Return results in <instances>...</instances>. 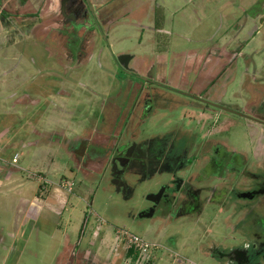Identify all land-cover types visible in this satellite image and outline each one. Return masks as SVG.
<instances>
[{"label":"rangeland","instance_id":"rangeland-1","mask_svg":"<svg viewBox=\"0 0 264 264\" xmlns=\"http://www.w3.org/2000/svg\"><path fill=\"white\" fill-rule=\"evenodd\" d=\"M31 1L25 13L45 5L49 27L34 34L49 50L26 55L32 44L23 34V48L5 51L31 75L8 76L18 99L0 113V132L20 126L23 138L1 153L0 264H112V249L124 255L115 264H126L119 228L159 244L144 264H264L252 248L255 198L226 195L264 185V174L250 177L264 171V0H83L87 11L71 0L76 12L63 17L57 0L52 10ZM47 79L55 98L24 97ZM158 137L166 145L184 137L198 157L172 171L124 167L116 157L124 144ZM213 147L247 158V180L237 169L206 173L199 160ZM178 179L197 188L198 207L184 212L179 200L160 198Z\"/></svg>","mask_w":264,"mask_h":264},{"label":"flooded vegetation","instance_id":"flooded-vegetation-1","mask_svg":"<svg viewBox=\"0 0 264 264\" xmlns=\"http://www.w3.org/2000/svg\"><path fill=\"white\" fill-rule=\"evenodd\" d=\"M75 1H77L80 4V6L82 5L84 7L85 4L83 3V0L81 1L75 0ZM64 5L70 9L71 13H73L74 10L71 11V0H66L65 2H63L62 7H64ZM84 8L87 11L86 6ZM73 18H75V13L71 15L70 19ZM166 142H167L166 137L165 138L158 137L152 142L150 141L143 147L141 144L138 143L131 144V142H129L128 144H124L122 145L121 148H119L118 152L116 153V157L119 159V161L122 163L124 167L142 169L144 166L154 163L157 164L156 166L157 168L160 169L163 168L170 171L184 167L186 164L192 162L194 158L198 157L194 155L189 156L188 154L189 149L185 148L186 139L184 137L180 138L179 140H173L172 143L169 142V145H166L165 144ZM196 142L199 143L198 139L196 140ZM214 147L210 151H213ZM202 155L206 157L203 158V161L199 160V162L201 163L202 169L206 171V173L215 176L216 174L219 173L220 170L224 171L226 168H228L229 170L237 169L242 174H244L242 176H245V180H247L246 177L247 172L243 170L244 162H247V158L243 157L241 154H238L239 155L238 156L233 154L231 150L226 151L225 149L218 148V149H214L212 155L209 152L207 153V155L205 153ZM208 156L209 159L207 160ZM255 165L256 167H259L260 163L257 162L255 163ZM117 172L122 173V169H117L115 171V175H118ZM254 174L255 176L250 174V177L262 178L260 174H264V171L258 169V172H255ZM241 178L242 177H239V180ZM175 181H176L175 182L176 190L179 189L177 192L176 190L174 191V189L170 187L169 188L163 187V189H161L162 191L160 194V198H162L165 204L170 205L173 203L174 199H177L180 201L181 204H183L181 205V209L185 210L184 212L188 211V209H192V208L194 209L198 207L200 203V197L196 190L197 188H193L191 185L188 184L180 185L179 184L180 179ZM177 185L182 186V188L178 187ZM167 189H169L168 190L169 194L167 193L168 192ZM179 191L184 192V198H180L178 196L176 197V195H179L178 194ZM226 191H229V189L227 188L224 189V193H226ZM233 194L236 197L239 196L248 199L255 198L253 205L259 207L258 209H260L261 211L256 212L255 215H252V217L250 218V224L252 227L251 233L255 240L254 242H252V248L254 254L262 253L264 255V185L262 184V182L259 183L258 181L257 186L254 185L248 188L246 187L242 189H236L235 191H233V189L230 188V192L226 193L227 198L235 197ZM243 221L244 218L237 217V224H241L243 223ZM238 246L242 247L243 245L242 243H240ZM242 255H245V253H243ZM240 264H255V263L250 261H246V262L244 261L243 263Z\"/></svg>","mask_w":264,"mask_h":264},{"label":"crops","instance_id":"crops-1","mask_svg":"<svg viewBox=\"0 0 264 264\" xmlns=\"http://www.w3.org/2000/svg\"><path fill=\"white\" fill-rule=\"evenodd\" d=\"M26 1H28V0H0V54H1V56H3V60L0 59V67L4 66V64L11 66V70H6V69L0 68V73L2 75H5V76H2V75L0 76V87H1V89H0V113L3 110H5V108H8V106L6 105V100L8 98L17 97V99H18L17 94L14 91H12L10 89V87H8V83L6 81L8 76L14 75V72L16 71V77L18 76V72H19V75L23 78L26 75L25 76L26 78H24V79H26L29 82V77H30L29 75H31L29 72H27L26 74L24 73L25 72L24 68L22 69V64H24L23 59H22V61H18L14 55L8 56L5 51L13 50L17 46L23 48L22 41H23V39H25L23 37V34L26 35L27 40H31L30 42L32 44V45L24 48L28 51V52H25L26 55H29L30 53L33 52V51L30 52V47H31V49L33 48V50L35 47L37 49L43 48L47 53L49 50V47L45 46L44 45L45 43L43 41H41L39 39V37L34 34L35 29L38 28V26H40L41 24H44L46 27H49L50 23L47 22V19L45 21L43 20L42 12L40 11L41 9L45 8V5H44V7H40L39 5H36V6H34L35 9L33 8L32 11L25 13L23 6H24V2H26ZM32 1L40 2V0H32ZM43 1L47 2L46 8H48L49 10L50 9L52 10L54 8L53 0H43ZM57 1L59 2V6L61 7L60 11L62 12V14L60 16L63 17V15L66 14V10H69V12H70V9L68 7H66L65 5H64V7H62L63 2H65L66 0H57ZM79 1H81V0H79ZM81 4H82V2H81ZM84 7H85V5H84ZM148 8L152 9L149 11L157 10L152 5H149ZM29 14L32 16V21L27 24V23H25L24 19H25V15H29ZM155 29H157V28H155ZM26 60H28V63H29L28 65H30V67L36 68V66H38L37 63L35 62L34 57H32V55L30 57H27ZM19 63H21V64L19 65ZM36 76H38V74ZM36 76H35V78H36ZM44 76H46L48 78V74H44ZM33 80H34V78L31 79V81H33ZM45 82H46V85H44V86H40L38 83H36V87L32 89L35 93L29 92L24 97L26 99L30 100V102L32 104H37L36 103L37 98H35L34 95L39 97L40 93H41V96H43L42 98L43 99L45 98L44 103L48 102L49 101L48 99H50V98H55L56 91L54 89L50 88V86H49L50 80L47 79ZM24 97L22 96V99H25ZM40 110H42L41 107H39L37 109L38 112ZM19 127H17L16 125H14V126L12 125L9 128L8 126H6L5 129H7V130L3 131V134H2V132H0V169L4 168V166L1 164V162H6L7 160H5V159H8L7 155L5 157L1 156V155H4V154H1L2 149L4 147H6V145L9 143V141H10V143L11 142L14 143V141L16 143L18 141L22 143L23 138H19L16 134V131L19 129ZM17 161H18V159H17ZM43 174H44V172L38 173V175H40L42 178H43ZM10 175H11V170L7 168V171L5 173V177L8 178ZM41 184L42 183L38 184V189L42 188ZM34 195L36 198H38V197L40 199L44 198L43 196H38V194H34ZM125 252H126V250H125ZM111 253L114 256L112 264H115L114 261H116L118 258H121L124 256V255L122 256V253L118 254L119 251H115L113 249L111 250ZM128 259L126 258V260H125L126 264L128 262Z\"/></svg>","mask_w":264,"mask_h":264},{"label":"built area","instance_id":"built-area-1","mask_svg":"<svg viewBox=\"0 0 264 264\" xmlns=\"http://www.w3.org/2000/svg\"><path fill=\"white\" fill-rule=\"evenodd\" d=\"M17 154L15 153L12 157V161H16ZM70 187V184H68ZM121 234V239L126 244L127 248H132L133 253L136 257L134 259V264H144L148 262L152 257V251L159 246V244L154 242H149L144 239L139 234H136L128 229H118ZM178 255V253H175ZM173 264V263H170ZM183 264H196L191 261L184 262Z\"/></svg>","mask_w":264,"mask_h":264},{"label":"trees","instance_id":"trees-1","mask_svg":"<svg viewBox=\"0 0 264 264\" xmlns=\"http://www.w3.org/2000/svg\"><path fill=\"white\" fill-rule=\"evenodd\" d=\"M87 3V0H84ZM155 28H159V24L157 22L155 23ZM125 256L129 258V261L127 264H134V259L136 257L135 253H133L132 248H128L125 252Z\"/></svg>","mask_w":264,"mask_h":264}]
</instances>
